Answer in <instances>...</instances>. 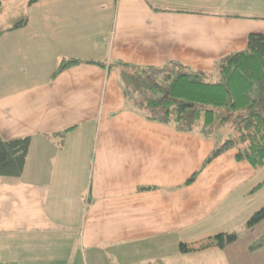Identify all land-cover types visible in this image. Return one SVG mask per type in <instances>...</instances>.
Segmentation results:
<instances>
[{"label": "crops", "instance_id": "obj_1", "mask_svg": "<svg viewBox=\"0 0 264 264\" xmlns=\"http://www.w3.org/2000/svg\"><path fill=\"white\" fill-rule=\"evenodd\" d=\"M27 10L26 25L0 35V134L32 137L19 187L10 188L18 197H0V233L15 231L0 235L13 263H38L30 250L52 234L45 245L60 252L69 240L79 264L108 252L117 264H170L173 243L212 238L241 192L246 200L264 189L254 191L264 178L255 182L259 168L234 150L188 183L219 142L146 119L114 65L208 70L245 49L264 18L205 0H38ZM71 59L96 64L53 77ZM4 178L16 179L3 177L0 194ZM13 201L18 209L7 208Z\"/></svg>", "mask_w": 264, "mask_h": 264}, {"label": "trees", "instance_id": "obj_2", "mask_svg": "<svg viewBox=\"0 0 264 264\" xmlns=\"http://www.w3.org/2000/svg\"><path fill=\"white\" fill-rule=\"evenodd\" d=\"M37 1L29 0V4ZM27 21L28 16H22L8 30L21 28ZM76 64L96 62L71 59L61 63L53 77ZM114 65L119 70L131 107L146 119L172 125L206 139L213 138L221 127L229 125L233 129L232 137L212 150L188 183L193 182L216 158L231 150L236 152L237 161L248 162L255 168L264 166V33H251L245 49L217 58L214 68L218 80L215 82L209 80V71L192 70L178 63L164 68L140 67L124 62ZM31 143V136L7 140L0 134V181L3 177L19 178L23 175ZM263 188L264 182L254 191ZM263 219L264 206L249 223ZM212 238L215 242L211 246L224 249L236 241L238 235L220 232ZM181 247L184 252L188 251L186 245Z\"/></svg>", "mask_w": 264, "mask_h": 264}, {"label": "rangeland", "instance_id": "obj_3", "mask_svg": "<svg viewBox=\"0 0 264 264\" xmlns=\"http://www.w3.org/2000/svg\"><path fill=\"white\" fill-rule=\"evenodd\" d=\"M205 2H219L224 3V5L227 6L234 5L236 9L241 8L242 13L244 14H248L252 17L264 18V0H205ZM1 3L0 31L2 34L4 29L7 30L9 27H12L14 23L20 19L21 15L27 14V4H29V0H1ZM31 19H33V16H31ZM257 22L260 26H263L264 29V21L261 20ZM168 69L172 70L173 68ZM177 70L178 69H176L175 71ZM207 71H209L210 75L209 80L214 82L218 80V73L214 68V65L213 68H210ZM149 96H151V94H149ZM139 100H141L140 97ZM232 135L233 129L229 125H227L225 127L219 128L215 132L213 138L217 140L220 145L226 139L232 137ZM256 172L257 177L254 180L255 182L264 178V166L257 169ZM13 184L18 188L20 184L19 179H13L11 182L8 181V178H4L2 180L0 197L3 198V201L8 197H18L19 189L18 192L14 189H10ZM241 193L240 195H242ZM240 195L233 204V207H235L234 215L227 222L220 224V226H217V228L214 227L215 230L213 232V235L215 233L217 234L220 230L237 233L238 239L236 241H234L224 249H214L209 245L215 242V239L205 237L206 239L202 238L205 239L204 241L196 239L194 242H190V244L187 246L188 251L186 252L183 251L182 247L179 248V246L177 247L173 243V247L171 246L172 248L167 250L168 253L166 252V257L167 259H169V263L264 264V219L260 222H253L251 224L249 223V221H251L252 219V216L264 205V189L257 193L255 196L251 197L254 199V201L251 198H247L245 200ZM16 204V207L18 209V201H13L10 206H7V208H13V206H15ZM5 218L7 220L9 217ZM11 219L13 218L11 217ZM2 223L3 219L1 216L0 226H2ZM14 232L15 231L13 230H4V233H0V235L2 236V238H7ZM41 233L42 232L40 230H33L34 238ZM195 236L196 235H194V237ZM42 237L43 239L41 240V249L37 248L36 250H30V252L33 253L34 257L37 255L39 258L38 263L33 264H79L78 258L71 259L68 257V253L71 250V243L69 240L65 241L64 248L59 252L58 249L57 251L55 249H49L44 243V239L47 243H49L51 239L53 241L52 234H46L45 236H43L42 234L41 238ZM15 243L19 245L20 240L17 239ZM253 246L255 247V249H251V247ZM64 254L66 257L64 256ZM115 255H118L117 252H108L106 255L102 254V258L99 260L100 262H97L96 264H117ZM12 261L13 257H10V252H6L4 243L2 242V239H0V264H11L13 263ZM31 261L28 264H31ZM13 264H16V262H14Z\"/></svg>", "mask_w": 264, "mask_h": 264}]
</instances>
